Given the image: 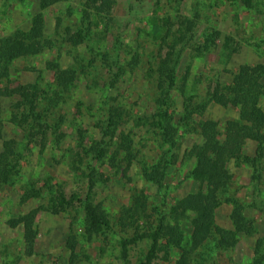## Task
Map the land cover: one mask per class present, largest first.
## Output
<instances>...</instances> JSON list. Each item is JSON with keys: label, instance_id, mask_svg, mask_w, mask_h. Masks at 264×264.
Wrapping results in <instances>:
<instances>
[{"label": "rangeland", "instance_id": "374dc122", "mask_svg": "<svg viewBox=\"0 0 264 264\" xmlns=\"http://www.w3.org/2000/svg\"><path fill=\"white\" fill-rule=\"evenodd\" d=\"M86 1L66 0L41 11L44 36L52 48L10 67L13 85L29 84L39 91L38 124L46 126L47 136L29 142L37 123L32 119L23 123L20 115L14 119L17 99H0L2 139L14 140L21 157L18 174L0 186V264L144 262L148 240L125 247L123 241L147 232L179 199L201 190L191 178L196 160L189 156L201 143L199 125L211 120L223 136L227 122L239 121L236 107L210 102L208 91L230 85L240 65L264 63V0H249L248 8L240 0H113L110 17L91 14L88 20L82 14ZM38 4L39 0H0V41L17 30H28L40 12ZM197 16L195 32L178 60L166 124L159 121L156 103V69L165 52L161 39L170 34L171 44L179 19ZM67 29L81 30L83 44L65 43ZM68 71L77 79L65 87L59 77ZM260 105L264 111V97ZM114 111L119 125L113 136L104 138L109 153L93 161L94 155L85 156L80 146L87 150L102 139ZM168 125L174 130L172 138L165 131ZM256 157L257 145L247 142L239 159L227 162L232 184L220 194L215 214L219 227L233 230L232 206L226 201H241L254 234L239 235L236 247L226 251L218 248L213 234L188 264H254L255 242L264 238V161L254 166ZM155 169L163 175L159 184L145 179ZM91 174L93 204L112 223L109 231L94 237L85 231L84 210L78 204L53 214V196L61 192L68 199H84ZM32 191L39 197L25 200ZM137 198L147 201L148 219L121 223L122 211L132 209ZM32 211L36 239L28 249L22 226L13 229L8 221ZM192 217L180 223L185 249ZM71 238L74 253L68 247ZM181 254L161 252L152 264H176Z\"/></svg>", "mask_w": 264, "mask_h": 264}, {"label": "trees", "instance_id": "16d2710c", "mask_svg": "<svg viewBox=\"0 0 264 264\" xmlns=\"http://www.w3.org/2000/svg\"><path fill=\"white\" fill-rule=\"evenodd\" d=\"M66 0H39V11L30 21L28 30H17L6 36L0 41V99H17L13 106V117L17 119L22 116V122L26 123L30 119L37 123V129L33 128L30 133V141L45 139L47 136L46 126L38 124L39 115L37 114L38 101L40 100L39 91L32 85L15 84L10 80V67L20 59L34 57L43 53L46 49L52 48L51 40L44 36V20L41 11L61 3ZM247 8L250 6L249 0H240ZM115 2L113 0H87L82 11L83 18H89L94 14L101 19L110 17ZM197 16L193 20L180 18L177 36L171 44L167 43L166 37L161 39V51L163 56H159V63L156 69V90L158 97L156 103L161 111L159 121L168 123L167 102L176 87L177 65L184 47L189 44L197 27ZM88 20V19H86ZM65 43L74 46L83 44L85 36L80 30L72 33L70 29L65 31ZM213 34V38L215 37ZM77 79L73 71L62 73L59 81L66 87L73 84ZM264 63L254 66L240 65L228 86L217 85L210 88L208 96L210 102L226 107L228 105L236 107L239 112V121L227 122L224 135H220L218 126L215 122L208 120L199 125L201 143L194 145L189 153L190 157L196 160L195 168L191 171V178L199 184L201 190L189 194L179 199L156 223L151 225L147 232L136 234L130 240L123 241V246L135 245L139 241L148 240L150 243L144 262L140 264H152L161 252L168 254L170 250L180 251L181 258L176 264H188L190 256L197 251L206 241L215 234L217 246L226 251L236 247L238 236L245 237L254 234V228L244 215V207L237 199L227 200L231 204L232 213L230 215L233 230H226L216 224L215 214L220 205V194L231 186L232 176L227 172L228 161L238 160L242 147L247 142L257 145V157L254 166L264 161V111L260 102L264 97ZM4 84V85H3ZM3 85V86H2ZM166 109V110H164ZM163 111V112H162ZM27 114V116L24 115ZM117 115L111 113L108 124L102 130V139L90 145L85 151V156L93 154V161L103 160L109 153L104 148V138L113 136L119 123ZM165 129L166 134H171L174 130ZM4 126L0 116V186L8 185L12 178L18 174V166L21 160L18 152L17 143L14 140H4ZM171 136V138H172ZM92 174L89 178L87 194L84 199L72 196L69 199L59 192L53 196V214L64 213L78 204L83 208L85 214V231L89 237L98 236L104 231L112 228L108 214L93 204L92 193L94 183L91 182ZM163 175L158 170L146 174L145 179L154 184H159ZM40 193L33 192L27 195L25 200L39 197ZM147 201L143 198L135 199L132 209H124L121 214L120 222L129 225V221L137 222L146 215ZM192 215L189 249L183 246L184 235L181 231L180 223L188 220ZM36 211L26 215L11 219L8 225L11 228L22 226L24 230V240L26 247L31 249L35 243L36 232L34 224ZM119 222V223H120ZM68 247L72 253L76 250V243L73 238L68 241ZM264 263V238L257 239L254 246V264Z\"/></svg>", "mask_w": 264, "mask_h": 264}]
</instances>
